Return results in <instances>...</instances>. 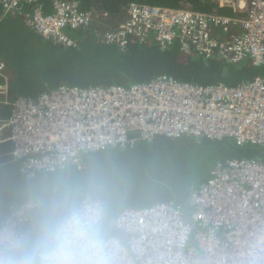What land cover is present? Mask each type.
I'll return each instance as SVG.
<instances>
[{
    "label": "built area",
    "instance_id": "built-area-1",
    "mask_svg": "<svg viewBox=\"0 0 264 264\" xmlns=\"http://www.w3.org/2000/svg\"><path fill=\"white\" fill-rule=\"evenodd\" d=\"M0 4L5 14L22 13L36 33L67 47L76 43L67 30L93 22L92 11L78 0H52L50 11L42 0ZM217 4L232 8L233 14L130 3L126 19L101 37L123 47L132 38L142 44L154 41L162 49L177 42L183 52L264 66V0ZM4 69L0 61V76ZM3 103L12 108L0 118V143L12 142L11 154L30 179L69 166L81 169L88 153L125 149L158 136L229 138L241 147L264 148V77L204 85L160 74L130 86L62 85L37 98ZM41 203L29 198L1 216L0 259L5 264L6 251L25 236L23 229ZM80 204H99L104 219L102 201L86 197ZM113 226L119 235L105 237L112 264H264V159L218 162L193 191L188 212L173 201L126 207Z\"/></svg>",
    "mask_w": 264,
    "mask_h": 264
},
{
    "label": "trees",
    "instance_id": "trees-1",
    "mask_svg": "<svg viewBox=\"0 0 264 264\" xmlns=\"http://www.w3.org/2000/svg\"><path fill=\"white\" fill-rule=\"evenodd\" d=\"M78 1L83 8L92 11L93 22L67 30L76 42L71 47L37 34L22 13L5 14L0 4V46L7 49V58L0 57V60L10 75L7 96L2 101L8 99L12 102L20 96L37 98L41 93L62 85L130 86L150 81L160 74L204 85L217 82L237 85L242 80L264 77V66L255 67L248 60L228 63L217 56L183 52L177 42L162 49L154 41L142 44L132 38L123 47L101 37V33L115 29L126 19L130 3L184 5L196 11L218 10L233 14L232 8L219 7L215 0ZM42 2L46 11H50L52 0ZM14 68L17 70V85L13 84ZM11 108L12 105L1 102L0 118L8 117ZM228 139L158 136L125 149L88 153L84 155L81 169L69 166L45 175L40 172L32 179L20 171L21 162L11 154L12 142L0 143V218L8 213L12 204H21L33 197L41 200V205L32 211L24 228L25 235L31 236L38 232L42 219L58 211L61 205L72 201L81 203L89 197L105 204V237L119 235L113 219L126 207L173 201L187 211L192 187L205 181L215 168H210V156L260 160L264 154L261 147H241L234 142L228 145L227 142H231Z\"/></svg>",
    "mask_w": 264,
    "mask_h": 264
},
{
    "label": "clouds",
    "instance_id": "clouds-1",
    "mask_svg": "<svg viewBox=\"0 0 264 264\" xmlns=\"http://www.w3.org/2000/svg\"><path fill=\"white\" fill-rule=\"evenodd\" d=\"M5 254L7 264H112L102 207L75 201L63 204L42 219L35 235L20 237ZM0 264L5 260L0 259Z\"/></svg>",
    "mask_w": 264,
    "mask_h": 264
},
{
    "label": "rangeland",
    "instance_id": "rangeland-1",
    "mask_svg": "<svg viewBox=\"0 0 264 264\" xmlns=\"http://www.w3.org/2000/svg\"><path fill=\"white\" fill-rule=\"evenodd\" d=\"M6 52H7V49L4 47V46H0V57L1 58H3V59H6L7 58V55H6ZM0 58V59H1ZM255 67H257V66H255ZM261 67H263V66H261ZM14 70H15V75L13 74V84H15V85H17V75H16V69L14 68ZM5 76V77H4ZM4 76H3V74H2V76H0V84L2 83V82H4V84H6L7 82H8V80L10 79V75H8L7 74V72L4 70ZM12 80V79H11ZM1 91V90H0ZM6 96V94L4 93V92H0V101L1 100H3L4 99V97ZM228 140H230L231 142H227V144L228 145H232L233 143V141L231 140V139H228ZM199 141V140H198ZM236 143V142H235ZM230 147V146H229ZM211 158V160H210V168H212L213 166H214V164H215V162L218 160L216 157H213V156H210ZM58 172V171H57ZM41 173H44V175H45V173H47V172H41ZM54 173V172H53ZM198 185H200V183L199 184H197V186ZM121 209V208H120Z\"/></svg>",
    "mask_w": 264,
    "mask_h": 264
},
{
    "label": "crops",
    "instance_id": "crops-1",
    "mask_svg": "<svg viewBox=\"0 0 264 264\" xmlns=\"http://www.w3.org/2000/svg\"><path fill=\"white\" fill-rule=\"evenodd\" d=\"M215 1L217 2V0H215ZM243 1H244V3H247L248 0H243ZM49 10H51V7L49 8ZM37 34H38V33H37ZM3 86L7 87V89H8V84H7V83H6V84L3 83ZM5 87H4V88H5ZM4 88H0V90H1L0 92H2V91L4 92V90H5ZM4 93H5V92H4ZM6 93H7V92H6ZM231 140H232V139H231ZM232 141L235 143L234 140H232ZM136 144H138V143H136ZM136 144H135V145H136ZM235 144H236V143H235ZM236 145H237V144H236ZM237 146H238V145H237ZM114 149H115V148H114ZM120 149H123V148H120ZM108 150H109V149H108ZM261 156H262V155H261ZM231 158H240V157H237V156H231V157H226V158H223V159H220V158L218 159V158H217L218 160L216 161V163L214 164L213 167H215L216 164H217L218 162H224V161H226V160H228V159H231ZM248 159H251V158H248ZM259 159H260V160H261V159H264V154H263V156H262L261 158H259ZM25 177H26V176H25ZM209 177H210V174L208 175L207 179H208ZM26 178H27V177H26ZM207 179H206V180H207ZM206 180H205V181H206ZM203 182H204V181H203ZM203 182H201L200 185H201ZM200 185H198V186L195 185V186L192 187L191 195H192V193H193V191H194L195 189H198V188L200 187ZM191 195H190V198H191ZM33 198H34V197H33ZM190 198H189V201H190ZM177 204H178V203H177ZM12 205H13V204H12ZM180 205H181V204H180ZM182 207H183V205H182ZM24 230H25V229H23V231H24ZM25 236H26V235H25Z\"/></svg>",
    "mask_w": 264,
    "mask_h": 264
},
{
    "label": "bare ground",
    "instance_id": "bare-ground-1",
    "mask_svg": "<svg viewBox=\"0 0 264 264\" xmlns=\"http://www.w3.org/2000/svg\"><path fill=\"white\" fill-rule=\"evenodd\" d=\"M195 52V51H194ZM197 53V52H196ZM200 55V54H199Z\"/></svg>",
    "mask_w": 264,
    "mask_h": 264
}]
</instances>
